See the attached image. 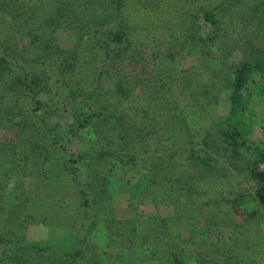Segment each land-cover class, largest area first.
Listing matches in <instances>:
<instances>
[{
  "label": "rangeland",
  "instance_id": "1",
  "mask_svg": "<svg viewBox=\"0 0 264 264\" xmlns=\"http://www.w3.org/2000/svg\"><path fill=\"white\" fill-rule=\"evenodd\" d=\"M137 1H121L124 9L119 20L114 12L117 5L98 10L101 19L106 20L103 30L106 37L98 35L94 40L108 41L110 57H106L105 48L90 44L96 56H88L86 52L79 55L83 62L78 67H69L66 74L69 82L61 77L59 69L62 66L52 70L46 65V74L33 73L42 83L43 89L38 94L22 93L17 99L14 117L20 124L19 129L25 123H37H32L30 130L14 132L3 127L0 129V155H5L1 157L0 179L12 176L15 181L13 190L9 191L8 187L0 189V264H62L58 263L56 254L64 264H70L71 261L76 264H157L145 258V254L139 255L137 251L127 261L121 258V254L122 251L127 252L125 249L130 246L132 238L138 239L140 235L133 229L137 227L140 231L146 224V217L156 215L162 222H168L175 212L172 201L165 200V205H158L159 193L163 190H157L156 193L154 189L148 190L153 178L148 179L145 171L155 162L164 163L168 159H171L169 162L172 165L170 170L173 180H179V184L186 183L185 186L201 187L205 192L202 198L207 199L199 219L192 223V227L184 225L181 239H174L176 252L190 259L208 250V264H240V260H246L244 255H248L247 264H250L252 258L255 264H264V251H261L264 246V188L256 191L257 185L250 180L248 168L255 162V156L252 150L249 153L245 151L249 145L254 148L264 146V105L259 111L263 113L259 117L258 128L242 150L238 148L235 153L232 152L235 137L227 134L226 129L232 106L227 74L230 73V62H238V56L228 57L230 60H223L222 65L219 60L211 57L203 74L196 71L200 59L197 50L188 51L185 48L177 55L172 64L174 72L167 81L174 83V86L169 91L170 96L167 95L165 106V112L173 116L175 124L163 126L164 123H156L158 120L153 123L147 121L145 117L152 114V110L146 105L140 113L139 121L149 127H141L139 136L142 139L138 140L141 144H132L128 152L121 153L124 156L122 165L117 163L113 167L108 161H95L91 158L97 154V150L90 144L89 127L78 132L77 136L72 133L76 128L87 126L92 116L93 123H89V126H98L100 134L113 135L110 133L113 131L110 123L121 113L122 108L126 114L130 113L129 118L138 120L132 117L136 112L134 107L129 111L125 96H117L109 82H123L128 96L131 92L139 93L144 83L158 82L163 73L164 66L155 60V55L163 47L158 49L151 46L145 31L153 33L156 26L163 32L165 28H176L181 19L177 12L185 6L184 1H180L176 9H169L172 16H162V12L166 11L164 5L159 8V4H151L149 0L133 5ZM198 23L205 25L203 21ZM189 34L191 31L185 30L183 36L188 37ZM56 35L60 47L67 54L74 51L79 37L73 29H59ZM4 43L2 40L6 50H10L12 43ZM139 44L144 50L137 46ZM134 50L141 53L134 54ZM84 59L88 63L92 60V65L96 66H101L104 60L109 59L111 64L103 71L108 70V74L113 72L115 76L107 79L105 74L99 80H94L90 70L87 69V73L84 71ZM30 64L34 66L32 62ZM78 76L83 77L82 81L74 82ZM77 86L82 88L83 94L73 97L70 90ZM249 92H252V88ZM163 94L159 93L158 97ZM194 94L197 96H192ZM31 98L40 101V114L46 120L48 131L41 122L38 123L37 118L27 112L33 107ZM143 98L146 99V96ZM190 98L196 99V104L193 105ZM261 99L264 102V94ZM115 104L120 110H113ZM156 111L159 113L160 109ZM101 112L107 114V117L98 116L95 119ZM106 118L110 119V123L103 126L108 121H104ZM155 118L159 119V116L155 115ZM42 128V131L50 132L52 137L61 140L57 141L56 150L64 147L74 155L73 158L85 159L83 161L88 167L79 172V166H84V163H79L74 164V169L70 170L72 165L67 164L61 154H52L48 163L44 159L42 163L34 165L38 157L28 163L21 162L18 155L22 153V147L18 146L17 136L29 143L34 138L32 135L39 134ZM199 128L198 134L196 130ZM8 142L16 144V153L9 156L6 151L9 148ZM101 143L108 152L114 151L117 146L107 139ZM135 152H139L138 156ZM136 158L140 161L136 162ZM138 168L142 170L137 172ZM162 175L164 173L156 170L154 177L165 183L167 180ZM81 178L87 183L90 196L88 201L82 199L73 181L79 182ZM104 188L107 189L106 193L99 194L100 189ZM160 189H167V185L164 184ZM208 220L211 225H208ZM136 221H140L139 224H130ZM234 225L237 226L232 228ZM176 227L171 223L172 231L178 233ZM78 239L83 242L82 247L78 245ZM248 239L255 243L256 250L251 249L255 254L246 250L251 246L243 243V240ZM241 248L246 251H241ZM76 251L81 252L76 253L75 259L61 257V253ZM233 258H237L235 262L239 263H234Z\"/></svg>",
  "mask_w": 264,
  "mask_h": 264
},
{
  "label": "trees",
  "instance_id": "2",
  "mask_svg": "<svg viewBox=\"0 0 264 264\" xmlns=\"http://www.w3.org/2000/svg\"><path fill=\"white\" fill-rule=\"evenodd\" d=\"M121 1L118 0L115 3V0H112L107 3L108 0H0V129L3 127L7 130L11 129L14 132L30 130V125L37 123H25L24 127L19 129L18 126L20 124L14 117L17 106L16 102L22 96V93L38 94L43 89L42 83L34 77L33 73L46 74V65L53 68L52 70L62 66V69H59L61 77H63L65 82H69L70 80L66 78L69 67H78L83 62L82 58H79V55H83L86 52L88 56L91 54L92 56H96L93 55L90 44L95 45V47H101L100 49L105 48L107 52L106 57H110L111 51L108 41L105 39L103 42L102 39L94 40L95 36L98 35H104L106 37L105 33H103L106 20L103 21L101 19L98 10L100 8L108 9L113 4L117 5L114 12H116V19L119 20L120 14L124 9ZM140 1L142 2V0H139L134 2L133 5L140 3ZM180 1L182 0H149V3L152 4L155 2L159 4V8H163L162 5H164L166 11L162 12V16L168 14L172 16L170 15L171 11L169 9H176ZM183 1L185 6L177 12L181 19L178 20L179 24L176 25V28H165V32H163L160 31L159 26H156L153 33L150 30L145 31L146 39L151 46L158 49L163 47L155 55V60L160 61L161 66H164L162 69L163 73L159 76V81L149 82L148 84L144 83L139 93L131 92L128 96L123 82H109L115 89L117 96H125L124 101L125 104L127 103L128 109H130L129 111H132L134 107V111L136 112H134L135 115L132 117L139 119L133 120L129 118L130 113L126 114L124 108L120 110L115 104L113 110L114 108L119 109L121 113H118L111 120L112 123H110V119L106 118L104 121H108L103 125L105 126V124L110 123L111 129H113L110 133L113 135L100 134L98 126H89V123H93L91 122L93 120L92 116L88 120L87 126L73 130L72 133L77 136L81 130L84 131L87 127L91 129L89 141L97 150V154L91 157L89 153V157L95 161H108V164H111L113 167L117 163L120 165L124 164V156H121V153L128 152L130 145L136 144L138 140L142 139L139 136L141 127H149L144 125V123L141 124L139 121L140 113H142L146 105L152 110V114L145 117L147 121L153 123L158 120L156 123H164L162 124L163 126L168 125V123L175 124L172 120L173 116L165 112L167 95L170 96L169 91L174 86V83L167 81H169L170 76L174 72L172 64H174L175 58L185 48L188 51H198L200 59L196 66V71L203 74L204 68H207L211 57L219 60L221 65L224 62L223 60H230L228 58L230 56L232 58L235 55L239 58L238 62H233V60L230 62V73L227 74L228 82H230L231 86L230 100L232 106L230 115L227 118L226 129L227 134L229 133L230 136L235 137V141L232 142L234 146L232 152L235 153V150L238 148L242 150L249 143V139L254 133V130L258 128L259 117L263 113L259 111L261 106L264 105V102H262L263 99H261L264 94V48H262L264 45V0ZM249 15H253V17ZM198 21H203L205 25L201 26ZM66 27L73 29L79 37L77 44L74 46V51H70L68 54L60 47L59 39L56 35L59 29ZM185 30L187 32L191 31L188 37L183 36ZM174 32H176L175 35ZM14 39H16V42ZM2 40H4V44L12 43L10 50H6L2 44ZM137 46L144 50L141 44ZM11 48L15 49L12 50ZM43 51L45 53L44 57ZM133 53L139 54L141 52L138 53L134 50ZM115 54L118 55V52ZM66 56L70 57L66 58ZM108 60L102 61L103 64L101 66H96L92 65V60H89L90 62L88 63L84 59V63L86 64L84 71L87 73V69L88 71L90 70L94 74V80H99L105 74L107 79L110 77L113 79V76H115L113 72L108 74V70L103 71L110 63ZM169 66H171V69ZM88 76L92 79V75L89 72ZM82 79V76H78V80H74V82H81ZM250 88H252V92H249ZM70 91L73 97L76 94H83V90L79 86ZM150 91H153V93H149ZM164 91L167 92L163 94ZM159 93L163 95L158 97ZM144 95L146 99L143 98ZM192 96L197 95L194 94ZM31 101L33 107L31 111L27 112L37 118L38 123L41 122L46 131H48L46 120L40 114V101H35L34 98H31ZM196 102V99H191L193 105ZM260 102L262 104L259 108L258 105ZM157 109H160L159 113H157ZM147 114L145 113V115ZM155 115L159 116V119L155 118ZM98 116L107 117V114L101 112L95 119ZM44 128L39 129V134L32 135L34 138H31L29 143L28 141L23 142L19 139L20 136H17L18 146L22 147V153L18 155L21 162L28 163L38 157V162L34 163V165H38L44 159L48 163L52 154H61L62 159L67 164L72 165L70 166V170L74 169V164L84 163L83 160L85 159L81 157L73 158L74 155L69 153L64 147L62 149L59 147L60 150H56L58 146L57 141L61 140L52 137L50 132L46 133L45 130L42 131ZM199 131L200 128L196 130V133L199 134ZM105 139L108 141L111 140L112 144L117 145L114 151L108 152L105 150L101 143ZM8 143L6 144L9 145V148H6V151L9 156L12 153H16V144L12 142ZM138 144L141 143L138 142ZM26 145L29 146L26 148ZM251 150L255 156V162L248 168L249 178L257 185L258 189L256 191H261L264 188V146L259 145L254 148L249 145L248 148H245V151L248 153ZM135 154L138 156L139 152H135ZM1 157H5V155H0V163L2 164ZM139 161L140 159L136 158V162ZM169 161L171 159L165 160L164 163L155 162L145 171L148 173V179L151 180L153 178L151 187L148 190L154 189L155 193L157 190H163V192L159 193L158 205H165V200L172 201L175 212L168 222H162L156 215L146 217V224L140 230L141 232L137 227L133 229L134 232L140 235L138 237L140 240L132 238L130 240V246L125 249L127 252L122 251L121 258L123 257L122 259L127 261L130 255L137 251L139 255L145 254V258H148L150 261L152 259L157 264H208L207 259L210 255L208 250L199 253L196 258L190 257V259L175 250L174 239H181L182 233L184 232V225L192 227V223L199 219L202 215V210L207 205V199H204L205 197L202 198L205 196V192L201 187L197 186L196 188V185H194L193 188L192 186H185L186 183L179 184V180L174 181L172 171L170 170L172 165ZM2 166L5 168L4 164ZM87 167L88 164L85 165L84 163V166H79L78 170L81 172ZM139 169L136 171L139 172ZM156 170H159L161 174L164 173L162 176L167 180L165 183L155 179ZM2 178L4 179H0V189H6L9 181L12 180V176L11 178L9 176ZM73 181L76 183L82 199L88 201L90 196L84 178H81L79 182L76 180ZM164 184L167 185V189H160V187H164ZM106 190L105 188L100 189L99 194H105ZM194 205L195 207H193ZM189 212L194 213L189 214ZM139 222H130V224H139ZM171 223L177 226L178 233L175 230L174 232L172 231ZM207 223L211 225L209 220ZM236 226L234 225L232 228ZM82 227L85 228L86 226ZM243 243L251 246V248H246V250L249 249L254 253L251 250L255 247L253 241L250 242L248 239L247 241L243 240ZM78 245L83 246V242L80 239H78ZM246 250L245 248H241L243 252ZM262 250L264 251V246L261 248ZM80 252H64L61 253V257L64 256L67 260H72L75 259L76 253ZM247 256H243L246 260H240V264H247ZM56 259H58V263L64 264L63 260L57 254ZM233 259L232 261L234 263H239L235 262L237 258ZM52 262L57 263L55 260H52ZM88 262L90 263V261ZM70 264H76V262L71 261ZM250 264H255L254 258H252Z\"/></svg>",
  "mask_w": 264,
  "mask_h": 264
},
{
  "label": "clouds",
  "instance_id": "3",
  "mask_svg": "<svg viewBox=\"0 0 264 264\" xmlns=\"http://www.w3.org/2000/svg\"><path fill=\"white\" fill-rule=\"evenodd\" d=\"M15 188V181L14 180H10L8 183V190L11 191Z\"/></svg>",
  "mask_w": 264,
  "mask_h": 264
}]
</instances>
